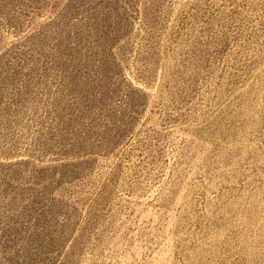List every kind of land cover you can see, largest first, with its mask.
<instances>
[{
  "label": "rangeland",
  "instance_id": "1",
  "mask_svg": "<svg viewBox=\"0 0 264 264\" xmlns=\"http://www.w3.org/2000/svg\"><path fill=\"white\" fill-rule=\"evenodd\" d=\"M0 264H264V0H0Z\"/></svg>",
  "mask_w": 264,
  "mask_h": 264
}]
</instances>
